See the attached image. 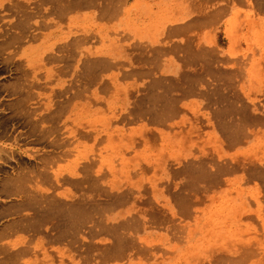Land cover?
Instances as JSON below:
<instances>
[{"label": "rangeland", "instance_id": "1", "mask_svg": "<svg viewBox=\"0 0 264 264\" xmlns=\"http://www.w3.org/2000/svg\"><path fill=\"white\" fill-rule=\"evenodd\" d=\"M223 1L235 9L227 33L237 75L207 74L196 87L201 100L151 128L137 111L166 108L191 87L113 75L103 83L107 75L85 58L94 36L114 30L112 0H0V134L56 154L39 163L0 158V175L26 179L48 167L67 199L34 196L16 219L45 222L82 253L39 247L40 257L20 264H264V0H242V8L237 0L173 3L190 10ZM11 30L15 40L3 33ZM219 44L228 45L223 31ZM2 202L4 216L22 211ZM146 239L156 247L146 249ZM189 240L190 259H174Z\"/></svg>", "mask_w": 264, "mask_h": 264}, {"label": "crops", "instance_id": "2", "mask_svg": "<svg viewBox=\"0 0 264 264\" xmlns=\"http://www.w3.org/2000/svg\"><path fill=\"white\" fill-rule=\"evenodd\" d=\"M174 1L112 0V4L107 6V16L108 20H112L110 27L114 30L94 36L93 38L97 37V43L93 42L95 48L93 47L94 50L85 58V61L92 63L93 68L97 71L101 69V73L107 75V78L103 79L105 85H110L113 75L118 79L122 76L124 80L137 81L141 85H148L146 81H149L150 85H156L163 79H171L191 87L172 95L170 105L166 108L137 111V117L149 119L153 124L151 128H157L163 117H179L180 105L186 106L194 100H201L200 96L204 93L196 87L205 83L203 78L207 74L217 75V72H223L237 75L231 62L238 56L229 53L234 44L227 33L235 9L223 1V4L209 8L198 6L189 10L185 6H174ZM3 5L0 3V11ZM236 5L242 8L243 1L237 0ZM11 25L14 27L13 23ZM220 31L228 38L226 46L219 44ZM243 31L242 27L241 32ZM241 46L244 47L243 42ZM208 58L212 61H208ZM59 113H62L61 110ZM82 132L91 134L87 130ZM17 140L14 135L0 134V158L11 159L15 155L35 159L39 163L56 155L44 147L28 142L18 143ZM2 164L6 162L3 161L0 166ZM35 170L37 176L28 175L26 179H20L19 174L0 175V203L6 201L5 203L12 206L16 212L22 208L20 214L10 213V218L6 217L9 215L0 214V254H8L14 264H20L21 259L33 260L36 256L40 257L39 247L48 248L49 253H54V247L65 249L69 246L73 249L76 259L82 257V253L73 247L77 241L69 239L66 233L51 228L50 225L46 226L45 222L35 225L16 219L22 217L25 203L28 205L34 196H57L67 199L66 193L61 190L57 192L54 182L52 184L53 173L48 167L37 165ZM58 177L59 175L55 176L56 179ZM66 177L63 176L64 179ZM19 180H22L21 183ZM24 180L30 182L27 188L23 187ZM35 183L44 187L34 190L30 185ZM26 208L29 213L31 210ZM145 246L146 249L150 247V250L156 247L147 239ZM43 250L45 252V249ZM191 251L192 243L189 240L174 254V259L189 260ZM43 255L45 256V253Z\"/></svg>", "mask_w": 264, "mask_h": 264}, {"label": "bare ground", "instance_id": "3", "mask_svg": "<svg viewBox=\"0 0 264 264\" xmlns=\"http://www.w3.org/2000/svg\"><path fill=\"white\" fill-rule=\"evenodd\" d=\"M26 21V20H25ZM25 23V22H24ZM14 26H15V24H14ZM10 28H11V26H10ZM3 33H6L7 34V36L8 37H10L12 40L14 39L15 40V38H17V37H19L18 35H16V34H14V33H12L11 32V34H9L7 31H5V32H3ZM0 34H1V32H0ZM4 36H5V34H3ZM3 35H0V36H3ZM9 44V43H8ZM14 45V44H13ZM7 60V59H6ZM1 148V147H0ZM222 163V162H221ZM223 167V166H222ZM221 166H219V168L217 169V170H215L212 174V177L215 179V178H217V174H218V172H220L221 171V168H222ZM16 186V185H15ZM18 186H20L19 184H18ZM55 202V201H54ZM53 202V203H54ZM78 216V215H77ZM89 216H90V214H89ZM87 219H89V218H87ZM91 219V218H90ZM85 220V219H84ZM100 222V221H99ZM93 230V229H92ZM2 249V248H1ZM8 249V248H7ZM4 250V249H3ZM10 264V263H9Z\"/></svg>", "mask_w": 264, "mask_h": 264}]
</instances>
